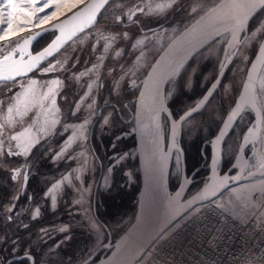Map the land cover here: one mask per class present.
Masks as SVG:
<instances>
[{
  "label": "rangeland",
  "instance_id": "rangeland-1",
  "mask_svg": "<svg viewBox=\"0 0 264 264\" xmlns=\"http://www.w3.org/2000/svg\"><path fill=\"white\" fill-rule=\"evenodd\" d=\"M86 1L47 0L53 7L44 13L29 15L33 9L24 5H30L31 0H11L17 7L7 9L3 5L8 4L9 0H3L0 3V18L5 23L0 25V29H3L0 31V58L8 55L20 41L39 28L67 15ZM218 1L111 0L102 10L95 26L75 37L39 68L12 81L0 82V264L20 256L9 264H79L107 242L108 232L94 212L95 186L100 172L94 147L103 163L98 189L99 193L106 194L105 202H108L109 211L119 183L132 189L138 181V155L132 139L135 133L133 106L149 67L183 28ZM169 3L172 6L162 13L149 11L150 8ZM141 8L144 11H139ZM53 12L55 16H52ZM45 14L51 18L45 22L37 19V16L42 18ZM130 15L131 21L128 20ZM262 27L264 8L247 29L240 30L241 43L230 54L227 51L234 29L202 48L169 80L167 100L168 104L174 106L172 108L169 104L177 118L201 100L228 58L237 50L219 89L207 105L187 119L178 131L186 173H194V182L188 195L205 185L211 157V147L203 140L200 151L203 161L197 166L187 167L191 145L200 132L205 139L210 140L216 135L227 112L235 103L249 64L263 39L264 34L258 31ZM55 33L42 37L35 49L45 46ZM109 41L110 47L105 52V45ZM137 41L143 43L137 44ZM133 45L137 46L134 48ZM53 64L56 70L44 73L43 70ZM89 69L92 71L89 72ZM81 72L88 74L80 76ZM78 76L79 80L76 79ZM53 80L60 83L51 85ZM33 81L36 83L32 84ZM90 84L92 88L89 92ZM50 87L55 96L54 106L53 95H46ZM85 93H88L86 97ZM256 95L264 116V68ZM77 104L80 105L79 110ZM10 107L13 109L11 114L8 111ZM254 119L251 109L246 108L228 135L224 158L229 163L222 167V173L225 172L223 169L234 162L243 134L254 123ZM85 122L83 129L78 127ZM169 129V117L163 112L162 131L166 139ZM25 148L29 149L26 155H8V151L18 153ZM62 149L66 151L62 153ZM251 151L252 148L248 146L246 154ZM176 152L169 178L170 182L173 181L172 192L180 184L183 172L181 152L178 149ZM18 169L19 175L13 180L12 176ZM258 169V172L253 173ZM26 170L29 179L23 188ZM203 170L206 171L204 177L200 176ZM236 170L234 168L231 174ZM66 176L68 180L64 179ZM263 188L264 120L261 136L243 180L226 188L213 200L228 213L243 218L257 209L252 194ZM49 189L52 192L46 196ZM53 195L56 198L55 208L52 207ZM10 208L12 212L8 211ZM36 209H39V216L33 219ZM100 210L103 213L104 206ZM114 214L108 221L112 226V244L121 238L132 223L130 220L133 216L128 210L123 214ZM200 236L198 233L192 236L194 241L202 242L200 247H196L197 251L185 245L181 251L184 257L196 260L193 261L195 264H201L205 262L202 255L205 259L208 257L202 252V247L212 255L225 253V247L206 245ZM23 245L25 247L22 248ZM104 253L101 252L90 264H95ZM215 258L219 260L217 264H225L228 260L227 256L225 260L219 256ZM168 259L173 258L170 256ZM198 259L201 260L199 263ZM152 264L160 263L154 261ZM170 264L175 263L170 261Z\"/></svg>",
  "mask_w": 264,
  "mask_h": 264
},
{
  "label": "water",
  "instance_id": "water-1",
  "mask_svg": "<svg viewBox=\"0 0 264 264\" xmlns=\"http://www.w3.org/2000/svg\"><path fill=\"white\" fill-rule=\"evenodd\" d=\"M110 1L108 0V3ZM98 2L99 0H87L67 15L39 28L20 41L8 55L0 58V74L14 75L16 72H19L20 75H16L14 78L17 79L39 68L67 46L75 37L97 24L102 10L108 4L106 3L95 14L94 22H89L90 5ZM233 3L234 0H219L215 3L183 28L163 48L149 67L136 97L133 114L136 149L141 177V188L136 215L132 223L115 244H112L113 237L110 228L104 225L108 232L107 242L100 245L87 259L79 264H90L103 251L106 253L95 264H135L142 258L152 243L180 217L196 205L217 198L226 188L241 182L246 175L250 159L254 156L256 144L262 133L264 120L263 111L256 95L259 77L264 67V47H262L264 45V36L249 64L244 82L234 105L227 112L216 135L210 141H207V144L211 147V157L209 160L208 180L205 185L199 191L188 195V191L194 182V173L191 175L186 173L183 153L182 179L173 192L169 181L175 147H179L182 152L178 142V131L180 127L187 119L203 109L219 89L227 67L234 59L237 50L228 59L216 80L208 88L201 100L177 118L174 116L167 100L166 90L169 80L179 67L183 65V68L202 48L225 32L235 29V24L230 19L233 14L231 8ZM246 5L243 11L247 15L244 18L245 23L242 29H247L252 19L264 8V3H261L260 0H246ZM52 25H59V27L54 31L46 33L56 32L55 36L45 46L37 51L33 50L34 44L42 36L31 41L28 45L24 44L25 40L35 36L43 28L51 27ZM57 37H60L58 41ZM53 41H56L55 46L51 49L53 55L46 57L44 60L35 59L37 54L43 52L49 45H52ZM239 43H241V40ZM5 57H10V59L5 60ZM238 104L240 105L239 108H237ZM248 107L254 114V123L244 132L234 162L230 168L222 173L225 141L238 119ZM234 110L238 114L234 115L230 120L229 116L233 115ZM163 112L169 117L170 129L167 137V145L161 150L160 140ZM187 113H191V115L186 116ZM181 117L186 118L182 120ZM248 146L252 148V151L246 154ZM234 168H237V170L231 174ZM258 171L259 169L253 171V173ZM26 174L28 177L27 185L29 179L28 170L25 171L24 176ZM101 176L102 165L95 186L93 201L95 214L97 190ZM26 185L24 180L23 188ZM20 257H12L5 264H9L11 261L19 259Z\"/></svg>",
  "mask_w": 264,
  "mask_h": 264
},
{
  "label": "built area",
  "instance_id": "built-area-1",
  "mask_svg": "<svg viewBox=\"0 0 264 264\" xmlns=\"http://www.w3.org/2000/svg\"><path fill=\"white\" fill-rule=\"evenodd\" d=\"M252 201L257 209L243 218L228 213L216 200L196 205L172 225L173 229L171 226L161 234L137 264H195L196 260L184 257L181 251L185 245L197 251L202 242L194 241L196 233L203 243L226 248L225 253L212 255L202 247L208 257L202 255L205 262L201 264H217V256L223 260L227 256L225 264H264V188L253 192Z\"/></svg>",
  "mask_w": 264,
  "mask_h": 264
},
{
  "label": "snow or ice",
  "instance_id": "snow-or-ice-1",
  "mask_svg": "<svg viewBox=\"0 0 264 264\" xmlns=\"http://www.w3.org/2000/svg\"><path fill=\"white\" fill-rule=\"evenodd\" d=\"M3 0H0V3H2ZM261 3H264V0H260ZM108 3V0H99L98 3H94L92 5H90V15H89V22H94L95 21V14L101 9L104 7V5ZM40 5L39 7H37V5ZM31 7L33 9V12L29 15H35L36 13H44L46 9L50 8V7H53V5L49 4L47 2V0H31L30 2V5H24V7ZM172 5L171 3L169 4H165V5H160L158 6L157 8L155 9H149L150 12H156V13H162L166 10V8H170ZM246 0H234V3L231 5V8L233 10V14L231 15L230 19L234 22L235 24V29L233 30V38L234 40H238V37H239V31L242 29L244 23H245V17L247 15L246 12H244V8L246 7ZM4 9H7L8 7H12V8H16L17 5L15 3H12L11 0H9V3L8 4H4L3 5ZM139 11H144L143 8L139 9ZM195 11V10H193ZM56 13L53 12L52 13V16H55ZM133 15H135V13H133ZM51 17H49L47 14H45L44 17H38L37 16V19H40L42 22H45L47 20H49ZM119 20V18H117ZM128 20L131 21L132 20V16H128ZM5 23V20H3L2 18H0V25H3ZM8 26L11 27V23L8 22ZM57 27H59V25H52L51 27H45L43 28L40 32H37L35 34V36L33 37H30L29 39L25 40L24 41V44L25 45H28L30 44L31 41L33 40H36L38 37H41L43 35H45L47 32H50V31H54ZM3 29H0V31H2ZM79 30H82V29H79ZM259 33L260 34H264V27L260 28L259 30ZM126 38V36H125ZM60 39V37H57V41ZM107 39V38H106ZM113 40L115 38H112ZM143 41H137V44H142ZM56 44V41H53V44L52 45H49L48 48L44 49L43 52H40L37 54V56L35 57V59H38V60H44L46 57L48 56H51L53 55V52L51 51V49L55 46ZM110 44H111V41H109V44H106L105 45V52H107L108 48L110 47ZM137 45H133V47L135 48ZM262 47H264V45H262ZM58 50V49H57ZM117 55H120L119 52H117ZM5 60H8L10 59V57H5L4 58ZM32 66H35V65H32ZM61 68L64 67L63 64L60 65ZM56 70V65H49L48 68L44 69V73H48V72H52V71H55ZM89 72L92 71V69H89L88 70ZM88 73L87 72H81L80 73V76H86ZM16 75H20L19 72H16L14 75L13 74H0V80H13L15 78ZM80 76L76 77L77 80L80 79ZM36 82L33 81L32 84H35ZM58 83H60L59 81L57 80H53L50 82L51 85H57ZM89 92L91 91V88H92V85L90 84L89 86ZM247 87V85H246ZM49 94H52L53 95V99H52V105L54 106L55 105V96H54V93H53V88H49L48 90V93H46V95H49ZM19 95V94H18ZM88 95V93H85V97ZM77 110H79V107L80 105L77 104ZM199 107V106H197ZM240 105L238 104L237 105V108H239ZM9 111V114L12 113L13 109L10 107L8 109ZM238 113L236 112V110L233 111V115L232 116H229V119L231 120L233 118L234 115H237ZM188 115H191V113H187L186 116ZM186 117H181V119H185ZM9 120H11V115L9 116ZM107 119H105V123H107ZM86 123L85 122L84 124H81L79 125L78 127L83 129L85 126H86ZM12 139H15V137H12ZM68 144L70 145L71 144V138L69 139L68 141ZM29 149L25 148V149H22L20 152L18 153H14L12 151H8V155H26L27 152H28ZM66 151V149H62V153ZM19 175V169L16 171V174H14L12 176V179L13 180H16L17 179V176ZM27 174L24 176V180H25V185H26V182H27ZM65 180H68L69 177H64ZM56 187V186H54ZM52 192V189H49V192L46 193V196L49 195L50 193ZM55 205H56V198L55 196L53 195L52 196V207L55 208ZM9 212H12L13 209L10 208L8 209ZM39 216V209H36L35 213H33V216L32 218L33 219H36L38 218ZM9 220H11V217H9ZM25 258H30V257H25Z\"/></svg>",
  "mask_w": 264,
  "mask_h": 264
},
{
  "label": "trees",
  "instance_id": "trees-1",
  "mask_svg": "<svg viewBox=\"0 0 264 264\" xmlns=\"http://www.w3.org/2000/svg\"><path fill=\"white\" fill-rule=\"evenodd\" d=\"M51 33L45 34L44 36L49 35ZM44 36H42V37H44ZM39 40L35 43V46L37 45V43L39 42ZM169 104L172 106L171 103H169ZM172 108H174V106H172ZM134 109H135V104L133 106V110ZM211 136H213V133L211 134ZM132 139H133L134 145H136V137H135V133L134 132L132 134ZM203 140H204V142H206V141H208L210 139L209 138L205 139L203 137V133L200 132V134L197 135L196 141L191 145L190 156H188V164H187V167H188V165H189V167L190 166L193 167L196 164L199 165L203 161V158L200 157V154H201L200 153V151H201V145L203 143ZM225 146H226V144H225ZM94 150H95L96 156L98 157V161L100 163V172H101V164L103 165V163H102V160L99 157V154L97 153L95 147H94ZM185 151H186V149H185ZM186 153H187V151H186ZM227 163H229V161L228 160H225V158H224V165H227ZM137 166H139V161L137 163ZM100 172H99V175H100ZM204 173H206V171H204L203 173H201L200 176L204 177V175H205ZM138 175H139L138 176V181L133 186L132 189H127L124 185H120L121 182L119 183L118 187H116V190H117L116 191L117 193L115 195L116 198H114V200L110 203L113 208L111 207V209H109V211H108V207H107L108 206L107 205L108 202L107 203L105 202L106 201V198H107L106 197V194H104V193L102 194L101 192L99 193V189H98V192H97V205H96V216H97V219L101 222V224L103 226L104 225H107L110 228V230H111V227L112 226H111V224L108 221H110L111 217H113V215H115L114 214L115 212L116 213L121 212L123 214V213H125L128 210V211H130L131 215H133L132 216V219L130 220V223L133 221V219L135 217V214L137 212L138 196H139V192H140V188H141L140 172H138ZM170 183H171V188H173V181H171ZM102 196L104 197V200H103V197ZM101 206H104L103 213L99 212V211H101L100 210V207ZM105 207H106V209H105ZM108 212H109V214H108ZM106 216H108V217H106ZM127 226L124 229H126ZM104 228H105V226H104ZM27 245H28V243H27ZM23 247H25V245H23L22 248ZM34 248L38 249L36 246H34ZM33 250H35V249H33ZM14 264H25V263L24 262H22V263L21 262H14Z\"/></svg>",
  "mask_w": 264,
  "mask_h": 264
},
{
  "label": "bare ground",
  "instance_id": "bare-ground-1",
  "mask_svg": "<svg viewBox=\"0 0 264 264\" xmlns=\"http://www.w3.org/2000/svg\"><path fill=\"white\" fill-rule=\"evenodd\" d=\"M241 32L239 31V37H238V40H234V38H233V31H232V33H231V36H230V42H229V45H228V51H227V54H230L231 52H232V50L239 44V42H240V38H241V34H240ZM229 59V58H228ZM181 66V65H180ZM183 66V65H182ZM182 66L181 67H179L177 70H176V72L174 73V75H177V73L179 72V70L182 68ZM264 68V67H263ZM263 70V69H262ZM260 78V77H259ZM166 145H167V139L165 138V136H164V134H163V131H162V133H161V140H160V149L161 150H163V147H166ZM180 150L179 148H177V147H175V150H174V156H173V159L175 158V153H177L176 152V150ZM180 152H181V150H180ZM178 157H179V155H177V159H178ZM181 158H182V152H181ZM173 162V161H172ZM184 216V215H183ZM181 218V217H180ZM179 218V219H180ZM178 219V220H179ZM175 223V222H174ZM164 233V232H163ZM162 233V234H163ZM140 260V259H139ZM138 260V261H139ZM137 261V262H138ZM137 262L135 263V264H137Z\"/></svg>",
  "mask_w": 264,
  "mask_h": 264
},
{
  "label": "flooded vegetation",
  "instance_id": "flooded-vegetation-1",
  "mask_svg": "<svg viewBox=\"0 0 264 264\" xmlns=\"http://www.w3.org/2000/svg\"><path fill=\"white\" fill-rule=\"evenodd\" d=\"M33 50H34V51H37V50H35V44H34ZM231 165H232V164H230V166H231ZM230 166H229V167H230ZM229 167H228V168H229ZM223 168H224V163H223ZM228 168H227V169H228ZM227 169H225V170L223 169V171H226Z\"/></svg>",
  "mask_w": 264,
  "mask_h": 264
}]
</instances>
